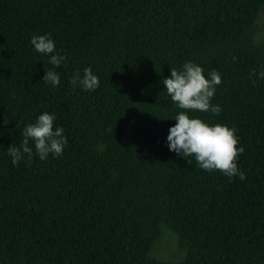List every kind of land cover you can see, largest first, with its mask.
I'll return each mask as SVG.
<instances>
[{
	"label": "trees",
	"instance_id": "trees-1",
	"mask_svg": "<svg viewBox=\"0 0 264 264\" xmlns=\"http://www.w3.org/2000/svg\"><path fill=\"white\" fill-rule=\"evenodd\" d=\"M264 0H0V264H264ZM51 34L68 59L30 43ZM192 61L221 84L222 111H187L236 128L231 181L170 151L180 111L162 81ZM91 67L95 91L70 79ZM46 69L59 86L43 82ZM253 69L257 75H252ZM44 112L67 138L46 160L33 141L7 149ZM190 159L191 163H188ZM174 258L156 254L163 229Z\"/></svg>",
	"mask_w": 264,
	"mask_h": 264
},
{
	"label": "clouds",
	"instance_id": "clouds-1",
	"mask_svg": "<svg viewBox=\"0 0 264 264\" xmlns=\"http://www.w3.org/2000/svg\"><path fill=\"white\" fill-rule=\"evenodd\" d=\"M30 43L34 49L42 54L50 55L49 63L54 68L60 67L68 59L67 56L56 52V45L51 34L33 35ZM209 78L204 75V68L196 63L186 62L182 69L171 68V77L162 83L166 86L167 94L171 101L177 104L180 111L174 118L176 124L169 129L167 136L170 151L182 157H195L199 167L207 172L214 170L222 172L231 179L239 177L246 179V175L238 168L237 158L243 154L244 148L238 147L236 128L227 125H209L200 118H190L187 111H210L219 115L222 109L219 105L211 103L216 92V86L221 84V75L218 70L213 69L208 73ZM252 75H257L253 69ZM259 77L264 78V70L259 72ZM44 83L59 86L60 75L54 69H46V75L42 78ZM75 90L79 85L84 91H95L99 87V78L93 73L91 67L83 69V76L77 71L70 79ZM56 116L48 112L39 115L33 124H28L22 132L23 140L19 147L11 145L7 153L12 158V164L18 165L27 154L29 163L33 156V149L29 141L34 142L36 155L41 160H46L51 153L54 157L63 155L67 138L63 135V128L56 127L54 121ZM188 163L191 161L188 159Z\"/></svg>",
	"mask_w": 264,
	"mask_h": 264
},
{
	"label": "rangeland",
	"instance_id": "rangeland-1",
	"mask_svg": "<svg viewBox=\"0 0 264 264\" xmlns=\"http://www.w3.org/2000/svg\"><path fill=\"white\" fill-rule=\"evenodd\" d=\"M258 31L256 33L257 40H264V5L258 19ZM176 237L169 229H163L160 235L159 243L155 249L156 254L163 259L174 258L175 251L177 252Z\"/></svg>",
	"mask_w": 264,
	"mask_h": 264
}]
</instances>
